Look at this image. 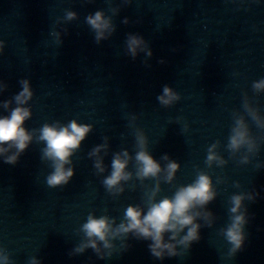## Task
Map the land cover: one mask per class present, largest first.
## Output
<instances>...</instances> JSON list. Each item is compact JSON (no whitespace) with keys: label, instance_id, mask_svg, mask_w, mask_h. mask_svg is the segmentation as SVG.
<instances>
[{"label":"water","instance_id":"1","mask_svg":"<svg viewBox=\"0 0 264 264\" xmlns=\"http://www.w3.org/2000/svg\"><path fill=\"white\" fill-rule=\"evenodd\" d=\"M97 11L110 21L99 42L86 20ZM129 35L143 40L135 56ZM25 79L32 96L24 127L32 140L15 164L0 159V256L7 264H264V90L253 87L264 79V0H0V115L16 106ZM165 85L178 95L168 105L157 99ZM237 118L259 146L248 163L240 162L243 149L226 147ZM70 120L91 128L70 157L69 182L49 187L52 166L39 129ZM138 134L162 168L165 155L179 164L170 182L164 171L137 178ZM212 144L226 163H206ZM98 145H106L98 153L103 172L90 155ZM122 150L131 176L121 192L109 191L102 181ZM200 172L216 195L200 209V239L189 249L157 260L149 241L128 234L101 247L102 255L74 251L86 240L81 225L90 213L119 223L129 204L147 205L156 184L159 200ZM254 189L259 195L241 209L244 244L232 254L223 234L230 198Z\"/></svg>","mask_w":264,"mask_h":264},{"label":"clouds","instance_id":"2","mask_svg":"<svg viewBox=\"0 0 264 264\" xmlns=\"http://www.w3.org/2000/svg\"><path fill=\"white\" fill-rule=\"evenodd\" d=\"M74 16L73 12L67 13L69 19ZM86 20L95 30L97 42L105 37L106 32L110 31V21L100 11L88 16ZM142 44L141 37L129 35L127 47L133 56L136 55L138 48L143 50ZM146 54L151 53L148 51ZM20 83L21 90L14 96L16 106L11 108L7 115H0V159L8 164H15L20 153L32 140V133L24 127V121L31 115L30 109L24 105L32 96V92L26 79L21 80ZM2 87L3 85H0V89ZM253 87L256 90H264V79L254 81ZM157 99L162 104L168 105L178 99V95L165 85L162 94ZM9 103L7 100L3 101V108L8 109ZM250 114L253 119L258 120L254 112ZM90 128L89 124L70 120L66 125L44 124L39 129L38 139L45 142L42 150L43 156L51 161L52 166V171L46 177L49 187L62 186L69 182L74 174L70 166V157ZM137 143L140 146V150L135 154L137 178L157 177L164 171L166 172L165 181L170 182L179 164L165 155L163 158L167 160V163L162 168L160 163L145 149V138L142 134L137 135ZM226 147L231 152L244 150L245 154L240 157L241 163L249 162L247 153L259 152V146L252 140L243 118L235 120ZM103 148H106V145H98L90 153L91 156L97 157L94 166L99 172L104 171L102 159L98 156ZM215 149L216 144L209 146L206 163L209 165L213 161L218 165L226 163ZM129 159L127 150L113 155L111 172L102 181L107 190L116 192L123 190L120 182L127 181L131 176V173L126 170ZM66 165L69 166L66 167ZM256 166L259 168V163ZM158 191L159 184H156L145 207L129 204L124 209L123 219L119 223H115L113 218L103 215L95 216L90 213L81 225L86 240L74 251L82 252L85 247H91L102 255L101 247L111 248L113 239L127 238L128 234L136 239L149 241L147 244L149 253L157 260L177 256L180 248L189 249L194 242L200 239L201 225L198 222L201 218L200 209H204L216 195L211 177L200 172L191 183L179 186L170 197L164 196L156 200L155 196ZM258 195L259 192L254 189L251 192L234 193L230 198L229 212L232 215L230 223L223 229V234L231 245L229 251L232 254L242 248L245 240L243 231L246 222L245 213L241 210L243 201L245 199L254 200ZM209 215L210 213L205 211L203 218L207 219ZM7 259L6 256H0V264H7ZM31 264H38V262L33 258Z\"/></svg>","mask_w":264,"mask_h":264}]
</instances>
